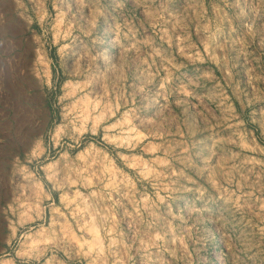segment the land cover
<instances>
[{
    "label": "clouds",
    "instance_id": "clouds-1",
    "mask_svg": "<svg viewBox=\"0 0 264 264\" xmlns=\"http://www.w3.org/2000/svg\"><path fill=\"white\" fill-rule=\"evenodd\" d=\"M0 264H264V0H0Z\"/></svg>",
    "mask_w": 264,
    "mask_h": 264
}]
</instances>
